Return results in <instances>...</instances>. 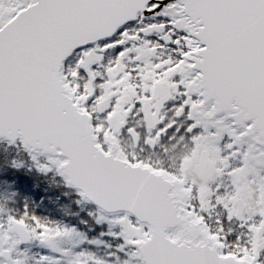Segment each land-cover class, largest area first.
<instances>
[{
  "label": "snow or ice",
  "instance_id": "obj_1",
  "mask_svg": "<svg viewBox=\"0 0 264 264\" xmlns=\"http://www.w3.org/2000/svg\"><path fill=\"white\" fill-rule=\"evenodd\" d=\"M0 264H264V0H0Z\"/></svg>",
  "mask_w": 264,
  "mask_h": 264
},
{
  "label": "rangeland",
  "instance_id": "obj_2",
  "mask_svg": "<svg viewBox=\"0 0 264 264\" xmlns=\"http://www.w3.org/2000/svg\"><path fill=\"white\" fill-rule=\"evenodd\" d=\"M32 192L34 193V197H39L42 194L41 189L34 188ZM51 195L53 196V193H51ZM51 206H53V208H50ZM67 208L70 210H67ZM48 209H50L48 211H50L54 216L59 218V216L64 215L65 212L71 211V206L67 204L66 201L61 200L59 203H57L53 200L48 204Z\"/></svg>",
  "mask_w": 264,
  "mask_h": 264
},
{
  "label": "trees",
  "instance_id": "obj_3",
  "mask_svg": "<svg viewBox=\"0 0 264 264\" xmlns=\"http://www.w3.org/2000/svg\"><path fill=\"white\" fill-rule=\"evenodd\" d=\"M53 193V197L56 195V193L55 192H52ZM32 195L34 194L33 192L31 193ZM33 197H34V195H33ZM35 198V197H34ZM67 202V201H66ZM70 205V204H69ZM71 206V205H70ZM50 208H53V206H51ZM48 210H50V209H48ZM67 210H70L69 208H67ZM75 211H77L76 209H75V207L74 206H71V211H69V212H65L64 213V215L63 216H69V215H71L73 212H75Z\"/></svg>",
  "mask_w": 264,
  "mask_h": 264
}]
</instances>
